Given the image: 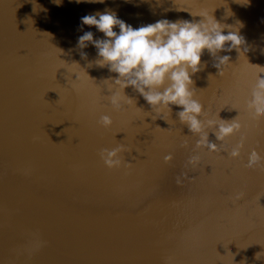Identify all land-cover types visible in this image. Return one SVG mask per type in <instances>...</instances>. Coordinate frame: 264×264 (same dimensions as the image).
<instances>
[{
    "label": "water",
    "instance_id": "water-1",
    "mask_svg": "<svg viewBox=\"0 0 264 264\" xmlns=\"http://www.w3.org/2000/svg\"><path fill=\"white\" fill-rule=\"evenodd\" d=\"M106 9L133 27L202 12L243 22L241 53L219 51L230 64L217 74L204 51L191 77L201 120L240 121L222 141L205 128L218 151L196 146L175 105L151 110L131 87L109 102L115 73L91 43L75 47L84 31L103 35L80 17ZM262 50L264 0H0V264H264V113L245 102Z\"/></svg>",
    "mask_w": 264,
    "mask_h": 264
},
{
    "label": "clouds",
    "instance_id": "clouds-1",
    "mask_svg": "<svg viewBox=\"0 0 264 264\" xmlns=\"http://www.w3.org/2000/svg\"><path fill=\"white\" fill-rule=\"evenodd\" d=\"M59 6L63 0H50ZM73 2V0H69ZM75 3H104V0H74ZM241 6H247L250 0H235ZM42 11H47L43 9ZM192 16L201 17L198 21L185 19H158L152 23L133 27L119 18L115 11H95L80 17V24L94 27L102 37L93 39L92 31H84L77 37L75 47L83 49L91 43L96 49L95 65L106 67L110 73H115L111 83L116 87L111 90L109 102L115 107H121L122 102L131 99L124 95V89L131 87L150 106L151 110L163 114L171 111L172 105L179 109L176 113L180 123L185 124L189 131L198 137L197 147H206L208 151H218L216 143L208 140V131L214 129L216 141H222L234 129L240 127L239 119L233 116L230 120H201L202 105L193 96L192 75L201 71L204 62L201 56L207 51L210 57H215L213 65L217 74L229 63V56H217L221 50L228 52L235 49L241 53V45L245 44L240 34L243 22L237 20L235 25L218 22L207 12ZM227 29V31H225ZM244 51H247L245 46ZM82 58L86 53L80 52ZM264 56V50L261 51ZM91 66V65H89ZM257 69L250 82L246 103L253 113H264V67L253 66ZM108 80V79H105ZM109 81V80H108ZM99 123L108 127L111 117L102 115ZM239 150V140L228 147L229 154ZM119 149L102 150L101 158L108 167L119 166L117 156ZM171 156H165V160ZM198 159L189 158V163ZM261 160L255 148H250L244 163L252 167ZM260 253V252H259ZM259 253L255 256L259 258Z\"/></svg>",
    "mask_w": 264,
    "mask_h": 264
}]
</instances>
